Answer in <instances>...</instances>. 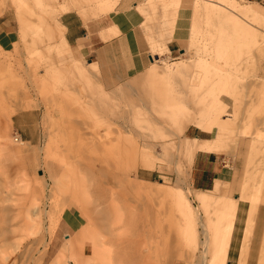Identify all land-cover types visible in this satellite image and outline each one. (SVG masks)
Listing matches in <instances>:
<instances>
[{
  "label": "rangeland",
  "instance_id": "rangeland-1",
  "mask_svg": "<svg viewBox=\"0 0 264 264\" xmlns=\"http://www.w3.org/2000/svg\"><path fill=\"white\" fill-rule=\"evenodd\" d=\"M122 1L0 0V264H186L168 233L215 228L213 204L236 200L225 264H240L251 216L246 264H259L264 0H138L152 64L106 87L63 45L60 17L88 21ZM189 129L211 132L208 150L227 160L216 192L190 186Z\"/></svg>",
  "mask_w": 264,
  "mask_h": 264
},
{
  "label": "crops",
  "instance_id": "crops-1",
  "mask_svg": "<svg viewBox=\"0 0 264 264\" xmlns=\"http://www.w3.org/2000/svg\"><path fill=\"white\" fill-rule=\"evenodd\" d=\"M139 2L123 0L111 14L88 21L83 20L78 14L82 12L78 9L67 10L60 17L63 45L69 48L72 57L84 60L89 65L95 64L106 87H114L134 78L152 64L150 48L141 29L143 16L135 10ZM82 15L86 17L88 14ZM115 28L119 33L107 37ZM9 37V34L0 31V43H9ZM172 47L169 46L171 51ZM28 117L29 114H20L12 119L13 125L20 127L23 121L29 120ZM187 133L186 140L192 153L190 186L200 193L210 192L215 187V192L220 190V181L229 182L231 172L221 153L208 150L209 142L213 140L211 132L189 129ZM239 210L240 204L237 220ZM244 216L245 211H242V223Z\"/></svg>",
  "mask_w": 264,
  "mask_h": 264
},
{
  "label": "bare ground",
  "instance_id": "bare-ground-1",
  "mask_svg": "<svg viewBox=\"0 0 264 264\" xmlns=\"http://www.w3.org/2000/svg\"><path fill=\"white\" fill-rule=\"evenodd\" d=\"M18 141L19 139L16 138V142ZM200 202V205H202L204 208L210 206V203L206 200H200ZM211 204H213V202H211ZM213 205L217 209L221 210L222 221L217 223L215 228H212L210 225L207 226L205 224H201L200 229H198L199 231L197 232L187 230V228L185 229L182 226H179L177 230L174 228V230L168 233L166 242L164 244L168 249V252L173 253L177 247L186 245L188 250L185 257L186 264H225L228 257V250L232 238L233 224L236 218L238 204L236 200L234 202L230 201L220 206L219 203H215ZM179 206L176 209L178 211L177 214L180 216L183 215L182 217L184 218L187 215H185V212H183L181 205ZM177 214L175 216V220L177 218ZM188 216L190 217L189 213ZM253 221V217L251 216L249 218L247 231L245 233L242 245L240 264H246L247 262L250 243H252L251 239L253 236ZM158 236L160 238V235ZM150 251L151 247L148 249V253ZM155 254L156 255L153 256V258L149 259H155L159 253L157 254V251L155 250ZM213 254H216V256L215 260L212 262L211 257ZM258 262L259 264H264V244Z\"/></svg>",
  "mask_w": 264,
  "mask_h": 264
}]
</instances>
